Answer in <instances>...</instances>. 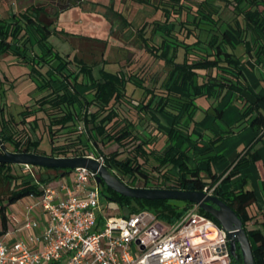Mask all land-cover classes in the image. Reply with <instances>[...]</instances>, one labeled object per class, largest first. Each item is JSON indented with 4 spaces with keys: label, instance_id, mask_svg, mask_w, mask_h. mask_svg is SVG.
Instances as JSON below:
<instances>
[{
    "label": "trees",
    "instance_id": "obj_1",
    "mask_svg": "<svg viewBox=\"0 0 264 264\" xmlns=\"http://www.w3.org/2000/svg\"><path fill=\"white\" fill-rule=\"evenodd\" d=\"M55 1L76 7L79 0ZM97 5L123 26H133L113 2ZM132 5L139 19L134 27L138 44L152 59V66L163 63L169 68L159 82L149 81L148 71L111 72L103 66L95 78L92 66L61 56L49 43L59 30L38 19L43 6L30 5L9 20H0V56L16 55L31 63L29 78L41 92L34 105L19 113L15 124H27L35 131L38 122L44 121L50 148L49 154L40 152L29 130L17 128L8 133L2 126L0 152L6 144L13 152L25 150L53 158L83 157L94 150L130 188L202 192L216 186L213 196L243 223L254 263L264 264V220L257 221L250 213L255 193L245 188L244 181L239 186L231 184L241 168L258 161V154L245 147L222 173H214L212 166L221 156L212 153L223 136L207 137L200 122L193 119L197 99L220 103L230 93L240 106L234 128L249 126L257 133L256 140L264 135V96L248 79V75L255 79L264 75V0H133ZM213 111L214 118L220 119L222 111L217 107ZM183 114L185 123L179 121ZM160 118H169V124L164 126ZM177 140L184 149L175 145ZM112 145L115 150L104 154L102 148ZM12 167L0 164V176L13 186L6 204L0 203V238L12 224L11 205L29 196L39 198L42 187L68 175L36 167L55 176L34 181L29 174L23 179L13 175ZM101 196L115 204L122 217L149 211L166 225L175 224L193 207L188 202L126 198L105 186H101ZM199 213L217 223L200 209ZM232 262L242 264L239 251Z\"/></svg>",
    "mask_w": 264,
    "mask_h": 264
},
{
    "label": "built area",
    "instance_id": "obj_2",
    "mask_svg": "<svg viewBox=\"0 0 264 264\" xmlns=\"http://www.w3.org/2000/svg\"><path fill=\"white\" fill-rule=\"evenodd\" d=\"M84 157L105 165L96 152ZM70 174L57 188L42 187L39 198H25L21 219L10 215L0 264H233L227 233L197 206L173 225L149 211L103 217L97 172L78 168ZM215 187L202 192L213 195Z\"/></svg>",
    "mask_w": 264,
    "mask_h": 264
},
{
    "label": "rangeland",
    "instance_id": "obj_3",
    "mask_svg": "<svg viewBox=\"0 0 264 264\" xmlns=\"http://www.w3.org/2000/svg\"><path fill=\"white\" fill-rule=\"evenodd\" d=\"M78 2L76 7H71L67 2H56L55 0H0V19L7 21L14 12L22 11L30 5L43 6L44 12L38 19L44 25L59 30L49 39L54 50L63 57H75L80 63L92 66L95 78L98 77V71L103 66L111 72L119 70L124 72L148 71L149 81L159 82L163 79L169 68L163 63L152 66V59L144 54L142 47L138 44L134 27L138 24L139 19L135 18L133 0H79ZM110 2L121 9L124 17L129 19L133 26H123L110 12L97 5L108 6ZM58 10L65 11V13L60 14ZM34 51L38 53V48H34ZM241 52L242 49H239L238 53ZM30 70L31 63H25L16 55L0 56V130L2 126L8 133L16 131L17 128L27 129L33 140L39 143V151L49 154L48 138L43 132L44 121L38 122V128L35 131H31L27 124H15L20 121L19 113L25 110L26 106L34 105V100L41 95V92L35 88V82L29 78ZM80 89L81 92L84 91V89ZM136 97L138 96L136 95ZM195 105L197 110L193 119L206 128L204 131L207 137H213V132L210 129L211 121L205 118V113L210 110V114H213V108L217 107L218 103H212L210 99L199 98ZM160 120L164 126L170 122L169 118H160ZM179 121L185 123L186 116L183 114ZM175 145L181 146L182 149L185 148V145L181 144L179 140L175 142ZM4 148L13 152L10 144H6ZM102 150L104 154H109L115 150V147L107 146ZM240 151L241 149H239ZM92 152L95 151L92 150ZM106 170L110 175L115 176L108 167ZM11 171L13 175H22L21 179L26 178L25 175L29 174V179L34 181L55 176L52 171L41 172L34 168L29 171L24 170L22 166L14 165ZM202 178L206 180L204 173H202ZM71 179V174L65 175L50 181L48 186L57 188L62 181ZM10 187L5 182L0 183V203L2 205L6 204ZM28 202L25 199L11 205L8 208L9 215H16L22 204ZM99 213L103 217L121 216L118 207L113 203L105 202L104 199L100 203Z\"/></svg>",
    "mask_w": 264,
    "mask_h": 264
},
{
    "label": "water",
    "instance_id": "obj_4",
    "mask_svg": "<svg viewBox=\"0 0 264 264\" xmlns=\"http://www.w3.org/2000/svg\"><path fill=\"white\" fill-rule=\"evenodd\" d=\"M0 164L14 165L30 168L59 169L71 173L78 168L97 172L96 184L105 186L120 196L139 200H172L188 202L197 206L204 213L210 215L217 224L227 233L231 257L237 260L238 251L242 264H255L250 244L240 218L218 197L205 192H192L182 190H157L145 188H130L113 175L106 167L86 157L53 158L21 152H9L1 147Z\"/></svg>",
    "mask_w": 264,
    "mask_h": 264
},
{
    "label": "crops",
    "instance_id": "obj_5",
    "mask_svg": "<svg viewBox=\"0 0 264 264\" xmlns=\"http://www.w3.org/2000/svg\"><path fill=\"white\" fill-rule=\"evenodd\" d=\"M24 10L18 12H23ZM50 38H52V36ZM248 79L252 88L256 90L260 96H264V75H258L257 79L248 75ZM232 98L231 94L228 93L223 100L218 103L217 110L222 111L220 119L214 118V113L210 114V110L205 113V118L211 121L210 129L213 132V137L223 136L221 142L213 149L212 154L221 156V159L216 164H213L212 169L216 174L222 173L235 161L245 147H249L251 152H257L259 157L258 161L241 168L239 176L234 178L231 184L233 186H239L241 182L244 181L245 188L254 191L256 202L251 206L250 213L256 217L257 221H262L264 220V135H262L261 139L256 140L257 133L249 126H245L240 130L234 128L236 122L240 119V106L236 102H233ZM261 107L262 110H264V102L261 103ZM200 127L203 131L206 129L201 125ZM202 130H199V132ZM262 133H264V131H262ZM260 135L261 133L259 136ZM201 143L202 145L206 144L205 142ZM239 149H241L240 152ZM20 209L21 207L16 215L13 214L17 220L21 219L22 216ZM12 226H10V228H12Z\"/></svg>",
    "mask_w": 264,
    "mask_h": 264
},
{
    "label": "flooded vegetation",
    "instance_id": "obj_6",
    "mask_svg": "<svg viewBox=\"0 0 264 264\" xmlns=\"http://www.w3.org/2000/svg\"><path fill=\"white\" fill-rule=\"evenodd\" d=\"M79 3V2H78ZM78 3H76V4H78ZM60 14H64L65 13V11H61V12H59ZM1 153V152H0ZM2 154V153H1ZM0 154V155H1ZM3 178L0 176V183H6L8 186L10 185L11 187H10V191H9V193H8V196H7V198L9 197V195H10V193H11V191L13 190L12 188H13V186H12V184H11V182H9L8 180H4L3 179V182H1V180H2ZM7 198H6V200H7Z\"/></svg>",
    "mask_w": 264,
    "mask_h": 264
}]
</instances>
